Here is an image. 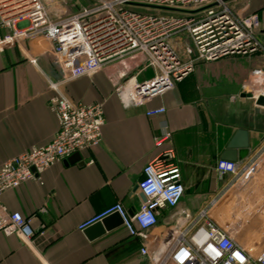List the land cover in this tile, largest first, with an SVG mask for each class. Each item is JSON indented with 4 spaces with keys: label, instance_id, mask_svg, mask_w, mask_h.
<instances>
[{
    "label": "crops",
    "instance_id": "obj_1",
    "mask_svg": "<svg viewBox=\"0 0 264 264\" xmlns=\"http://www.w3.org/2000/svg\"><path fill=\"white\" fill-rule=\"evenodd\" d=\"M225 2L233 12L257 16L256 37L264 52V0ZM51 58L47 43H0V166L32 146L48 145L58 129L48 106L54 92L47 82L60 80ZM262 60L257 52L197 63L193 74L143 106H125L114 94L117 69L68 82L61 89L73 102L103 104L102 142L79 153L78 162L44 171L41 183L28 181L1 196L9 212L30 220L33 237L26 242L0 233V264H151L140 248L162 243L182 213H198L229 180L219 179L215 166L237 130L248 132L249 153L236 162L249 161L264 144V107L242 97L260 88L252 72ZM151 76L146 70L138 81ZM156 108L165 113L146 116ZM165 132L169 140L156 146L155 138ZM165 150L174 153L184 194L177 207L160 212L155 227L137 238L122 226L96 239L77 229L116 203L127 214L136 212L143 202L137 190L142 169ZM248 192L243 197L260 196L259 211L264 212V166ZM235 209L231 200L222 211Z\"/></svg>",
    "mask_w": 264,
    "mask_h": 264
},
{
    "label": "built area",
    "instance_id": "obj_2",
    "mask_svg": "<svg viewBox=\"0 0 264 264\" xmlns=\"http://www.w3.org/2000/svg\"><path fill=\"white\" fill-rule=\"evenodd\" d=\"M53 1L0 0V43H47L51 64L60 73L58 82H47L54 92L48 106L58 122L52 141L32 146L0 166V233L17 235L26 242L33 237L30 220L9 212L1 196L28 181L41 183L44 171L102 142L103 104L73 102L62 92L63 86L117 69L114 94L125 106H143L184 80L197 63L250 56L262 49L256 37L257 16L233 12L225 0H96L94 6L56 21L47 7ZM146 70L152 76L138 81ZM252 75L260 87L252 94L254 99L264 97L261 71L254 70ZM164 113V108L149 109L146 116ZM169 137L165 132L155 138V145L161 146ZM174 160L173 151L165 150L144 166L137 190L145 201L132 215L116 203L84 220L77 229L83 231L114 213L119 214L131 238L155 227L160 212L177 207L184 194L181 171ZM263 166L264 144L245 163L218 160V178L230 177L223 189L198 213H182L167 238L152 249L142 246L140 255L151 264H264L261 198L243 197ZM231 200L237 211L228 219L221 216L220 222L219 214ZM248 213H256L251 222L259 225L252 237L234 231L243 221L240 216L246 219Z\"/></svg>",
    "mask_w": 264,
    "mask_h": 264
},
{
    "label": "water",
    "instance_id": "obj_3",
    "mask_svg": "<svg viewBox=\"0 0 264 264\" xmlns=\"http://www.w3.org/2000/svg\"><path fill=\"white\" fill-rule=\"evenodd\" d=\"M242 97L254 98L252 94H245ZM255 105L257 107H264V97L258 96L255 99ZM248 146H249L248 132L246 130L239 129L237 130V132L234 134L233 138L229 142L221 159L231 162H236L238 160L241 161L248 156L249 153ZM78 161H79V155L73 154L65 162L67 164V163H75ZM142 201L143 202L145 201L143 197H142ZM121 226H122L121 217L119 216V214L114 213L88 226L85 229V234L89 239H96L104 236L106 233L115 230Z\"/></svg>",
    "mask_w": 264,
    "mask_h": 264
},
{
    "label": "rangeland",
    "instance_id": "obj_4",
    "mask_svg": "<svg viewBox=\"0 0 264 264\" xmlns=\"http://www.w3.org/2000/svg\"><path fill=\"white\" fill-rule=\"evenodd\" d=\"M96 2H97L96 0H67L66 3H61L60 0H54L52 6L49 5L50 7L49 6H47V7L49 9L50 16H51L52 20L56 21V20H59L60 18H62L63 16L71 15V14L79 11L80 9L92 7V6H94L96 4ZM259 52L262 53L263 60H262L261 67H259L256 70L261 71V74H262L261 77L263 78L264 77V52H263V49H261ZM194 71H195V68H194ZM194 71L191 74H193ZM235 211H237V210L228 211L226 213L223 212L224 214L221 213V215L219 214V217H218L219 221L222 222L221 219H220V218H222L221 216L224 215L223 218H227L228 219V215L229 216L233 215V213H236ZM255 215H256V213H252V214L248 213L246 215V219L242 218L240 216L241 220H243V221H242V223H239V224L242 225V226L238 225L237 227L234 228V231L236 233H239L240 235H247V236H250V237L253 236V234H252L253 231H256V233H258V230H255V229H258L259 225L255 226V224H253L251 222L254 219ZM246 224L248 225V228L247 227L244 228V225L246 226Z\"/></svg>",
    "mask_w": 264,
    "mask_h": 264
}]
</instances>
